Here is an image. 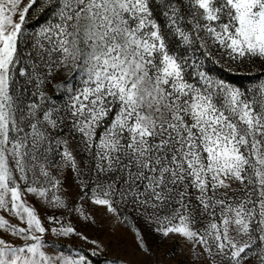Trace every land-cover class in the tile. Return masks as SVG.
<instances>
[{"label":"snow or ice","instance_id":"6c2138e0","mask_svg":"<svg viewBox=\"0 0 264 264\" xmlns=\"http://www.w3.org/2000/svg\"><path fill=\"white\" fill-rule=\"evenodd\" d=\"M208 61L264 74V0H0V264H264V80Z\"/></svg>","mask_w":264,"mask_h":264},{"label":"rangeland","instance_id":"374dc122","mask_svg":"<svg viewBox=\"0 0 264 264\" xmlns=\"http://www.w3.org/2000/svg\"><path fill=\"white\" fill-rule=\"evenodd\" d=\"M223 68L226 69V74L216 72H213L212 74L231 83L234 82L226 77L230 73L241 77L249 76L240 84L237 82L234 83L241 87L242 90L249 89L264 80V74L258 70V64L256 66L244 65L242 68L234 69L233 71H228L227 67ZM64 188L70 190L73 195L78 191L75 186V175L71 170H66L64 173ZM41 210L43 211V209ZM72 219L74 223H78L80 227L90 235V238H95L109 244V257L121 255L136 260H165L169 262V264H185V262L191 264V256L186 249H183V241L179 238L161 241L159 236L151 234L149 236V243L151 244L155 255L151 258H145L136 248L132 233L127 227L114 225L111 221L102 216L96 224L80 222L75 216H73ZM69 243L80 244L82 242L74 238L73 241H69ZM105 261L106 257L104 255L95 258V264H105Z\"/></svg>","mask_w":264,"mask_h":264},{"label":"trees","instance_id":"16d2710c","mask_svg":"<svg viewBox=\"0 0 264 264\" xmlns=\"http://www.w3.org/2000/svg\"><path fill=\"white\" fill-rule=\"evenodd\" d=\"M205 67L209 70H211V73L213 72H216V73H222V74H226V69L221 67L220 65H215L213 63H211L210 61H208L205 65ZM228 79H230L231 81H233L234 83L237 82V83H242V81L246 80L247 77L249 76H244V77H241V76H237V75H234V74H229L228 76H226Z\"/></svg>","mask_w":264,"mask_h":264}]
</instances>
